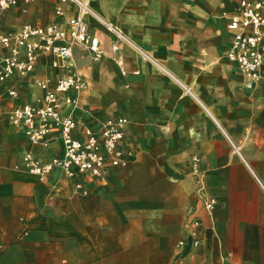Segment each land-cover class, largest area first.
<instances>
[{"label":"crops","instance_id":"0c3cea01","mask_svg":"<svg viewBox=\"0 0 264 264\" xmlns=\"http://www.w3.org/2000/svg\"><path fill=\"white\" fill-rule=\"evenodd\" d=\"M88 2L84 21L102 58L74 45L54 67L43 54L29 74L0 81V103L4 112L38 106L36 81L76 72L88 87L61 113L92 129L126 117L133 156L102 181L82 179L84 191L58 170L41 178L23 156L61 155L59 128L47 146L32 144L4 113L0 264H264V63L252 82L227 58L239 0ZM62 6L57 16L52 0H16L0 9L2 31L65 26L77 9ZM109 25L122 35L115 51Z\"/></svg>","mask_w":264,"mask_h":264},{"label":"built area","instance_id":"2783aa9c","mask_svg":"<svg viewBox=\"0 0 264 264\" xmlns=\"http://www.w3.org/2000/svg\"><path fill=\"white\" fill-rule=\"evenodd\" d=\"M52 1L57 16L65 14L62 3L71 2L76 6L77 12L66 16L65 26L60 23L43 26L25 23L16 32L6 33L1 28L0 13V49L6 51L0 55V81L10 78L14 72L20 76L29 74L43 54H50L53 57L51 65L57 67L72 56L74 45L81 47L83 54L92 60L102 58L99 40L89 32L84 21V16L92 13L88 0ZM14 4L16 0H0V9ZM108 28L115 37L111 45L115 51L122 35L118 29L110 25ZM228 28L234 31V35L227 58L237 65L248 81H259L263 77L264 63V0H239L237 13L230 18ZM36 86L42 92L38 106L24 103L4 112L0 103V118L6 113L13 125L23 126L32 144L47 146L50 133L59 128L62 154L41 161L27 152L23 162L28 171L45 178L51 171L58 170L65 177L76 178L75 187L84 191L82 179L102 181L109 168L126 167L134 153L126 139V117H107L92 129L78 122L70 112L61 113L64 106L76 107L79 95L88 87L80 74L72 72L54 81L38 80ZM8 95L15 98L18 92L9 89ZM215 204L213 197L205 201L208 209ZM198 243V240L194 241V244Z\"/></svg>","mask_w":264,"mask_h":264}]
</instances>
